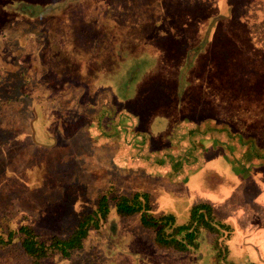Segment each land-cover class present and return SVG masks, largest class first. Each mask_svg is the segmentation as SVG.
Instances as JSON below:
<instances>
[{"label": "rangeland", "instance_id": "1", "mask_svg": "<svg viewBox=\"0 0 264 264\" xmlns=\"http://www.w3.org/2000/svg\"><path fill=\"white\" fill-rule=\"evenodd\" d=\"M42 2L43 7L24 11V0H0V264H264V25L254 26L253 45L262 43L254 56L231 43L234 26L237 38L251 44L248 35L254 33L246 32L247 25L221 29L231 44L221 41L216 71L205 61L192 65L197 56L210 55L197 43L193 47L194 37L186 40L174 28L159 37L177 46L169 53L176 61L167 64L172 75L159 79L169 94L154 95L157 119L165 107L177 109L166 123L165 118L158 126L147 121L155 114L152 97L151 104L146 97L133 102L117 89L135 84L139 70L155 74L146 57L139 64L117 60L110 74L93 69L92 60L60 59L65 67L56 79L70 83L54 89L49 82L36 114L26 110L22 95L20 74L30 60L24 46L42 44L39 62L51 68L43 61L58 52H48L55 48L49 33L65 7L59 0ZM32 9L41 16L26 22ZM231 49L236 60L222 55ZM122 53L131 58L132 46ZM223 59L228 65H221ZM183 96L196 110L186 112ZM126 107L139 110L141 131L133 128L140 121L126 114ZM200 206L209 208L215 228L196 224L179 247H160L154 231L142 225L143 218L171 216L174 226H182ZM130 207L133 212L121 214ZM22 226L46 244L79 229L85 234L77 247L65 249L67 256L48 248L45 257L34 260L21 247Z\"/></svg>", "mask_w": 264, "mask_h": 264}, {"label": "trees", "instance_id": "2", "mask_svg": "<svg viewBox=\"0 0 264 264\" xmlns=\"http://www.w3.org/2000/svg\"><path fill=\"white\" fill-rule=\"evenodd\" d=\"M38 1L24 0V11L30 6L43 7L44 2L38 3ZM72 1L59 0V2H64L65 7L56 15L60 20L56 22L57 27H55L54 32L49 33L50 40L54 42L52 46L55 48L49 51L46 50L48 52H53V50L58 52V57L51 54L50 57L52 58L48 62L43 61V65L52 63L51 68L42 66L39 62V56L45 50L41 49L42 44L37 41L38 46L36 44L31 48L24 46L25 54L30 57L27 64H24V76L20 74L21 79L24 80L22 95L27 102V111H34L36 114L41 112L42 109L39 103H42L46 98L44 87L49 82L54 89L64 88L70 83L68 80L65 85H61L56 79L59 74L58 71L61 72L65 67L60 59L65 60V63H83L86 60H92L93 69L98 72L106 71L110 74L109 68L115 66V61L119 60L118 56L122 53V49L119 48V41L113 37L112 40L110 36H102V33H115L118 32L119 28L123 37H130L125 43L132 46L133 54L134 45L137 46L140 42L146 41L152 45L158 44L160 47H163L164 44L173 45V43H170L173 40L159 39L163 34H168L173 28L177 29V32L188 36L189 40L193 37H201L198 41L193 39V42L198 43L199 48L204 47L206 48L205 51L210 52L209 56L200 57H202V62L205 61L204 64L213 66L214 71H216L215 62L220 59L221 55L219 51L223 46L221 41L226 47L231 43L234 46H246L247 54L251 56H254V53L261 52L262 43L258 46L253 45L256 42L254 39L255 31L258 29L254 26L264 25V0H76L75 4H72ZM142 12L147 15L142 16ZM39 16H41V13L35 16L32 9L31 15H27L25 21L36 22ZM201 21H204V23L198 24ZM229 21H236V23H229ZM187 24H190V27ZM241 24L242 26L247 25L245 26L246 32L251 31L254 33L248 35L251 44L239 40L237 38L239 33L234 32V26H231ZM218 25H227V27L224 26L225 28H223ZM230 26L235 38L232 36V42L228 43V40L222 37L224 35L221 34L220 30L227 31ZM125 29L127 32H125ZM213 34L218 39L217 43L220 45L218 49H216L217 47L212 48L214 42L211 37H213ZM225 36H227L226 33ZM241 36L243 37L244 34ZM26 41L28 42L26 45L30 46L31 39L28 38ZM194 48H192V51H195ZM249 49L251 50L249 51ZM103 51H107V54L102 55L100 52ZM162 53H166V51H162ZM233 54V49L230 51L225 50L222 53L223 56L227 55L229 59L236 60V58L230 57ZM70 55H74L78 60L70 59ZM137 55L139 57L133 62L135 64L141 63L142 60L140 59L148 58L149 54L148 52L137 51L135 56ZM253 60H258V58L254 57ZM130 62L132 63L131 58L125 61V63ZM171 63H173V60H171ZM57 65H60V67ZM221 65H228V61L223 59ZM36 66L37 68H35ZM141 74L139 73V75ZM88 94V96H91L93 93L88 92ZM128 201V199L122 198L120 202L127 203ZM133 211L134 208L130 207L122 211L121 214H128ZM199 223L206 226L208 230L215 228L211 212L207 206H200V209L193 208L190 221L182 226H174V220L171 216H162L156 220L142 219V225L154 231L156 243L163 248H172L175 243H177L176 247H179L181 240L185 241L193 236V227H196V224ZM17 233L22 235V249L34 260L45 257L48 248H56L61 251L64 257L67 256V248L77 247L80 238L85 234L82 229H79L65 240L52 237L46 244L44 241L39 240L38 236L27 227H20ZM9 238L8 242L11 240V234Z\"/></svg>", "mask_w": 264, "mask_h": 264}, {"label": "crops", "instance_id": "3", "mask_svg": "<svg viewBox=\"0 0 264 264\" xmlns=\"http://www.w3.org/2000/svg\"><path fill=\"white\" fill-rule=\"evenodd\" d=\"M202 23H204V21H201L198 24H202ZM229 23H236V21H229ZM119 30H120V28H119ZM119 30H118V32H115V33L114 32L113 33L112 32L102 33V36H110L112 40L114 38L115 40L119 41V43H120L119 48H121L122 49L121 52H123V51H125V45H127V43H125V42H127L126 40H129L130 37L124 36L125 37L124 38ZM200 38L201 37H196L194 39H196L198 41V40H200ZM211 39L215 43V44L214 43L212 44V48L217 47L216 49H218L220 45H219V43H217L218 39H216L215 34H213V37H211ZM186 40H189V39H186ZM215 40H216V42H215ZM192 44H194L193 45V47H194L195 43L192 42ZM134 47H135L134 54L131 57V59L132 60L138 59L139 56L138 55L135 56L137 54V51L148 52V54H149L148 58L153 63L150 66L154 69L155 78L153 79L154 75L151 73L150 69H148L149 74L147 75L146 74V68H145V69L140 71V73H142V74L139 75V78L135 84H131L130 86L128 85L127 88L123 85H120L119 88H117V87L116 88L118 89L119 92L125 93L126 95L132 97V99L134 100L133 102H138L140 100V98L146 97L151 104V97H152L154 99V104H155V114L149 113L147 115V121L150 123H153V125H155V126H158L157 120H162L165 118V123H166L167 116L172 115V117H173V115H175V112H177V109H173V108H171L170 111L168 112L167 108L165 107L164 113H161V114H164L163 116H165V117L159 116L161 118L157 119L156 118L157 117L156 116L157 115L156 110L158 109V106H157V100L154 96V95L159 94V93L162 95H165V96H167V94H169L167 86H165L161 81L164 80L165 78H167L168 75H172V70L174 68L168 67L167 64L169 63L170 65H172L176 61V60H173V63H171L172 55H169V53L177 52V49H176L177 46L174 44L173 45L164 44L163 47H160V46H158V44L152 45V44L147 43L145 41V42H140L139 45H137V46L134 45ZM188 48H189V46H188ZM162 51H166V53H162ZM179 53H180L181 64H183L185 62V59H184L185 49L183 48V46H181ZM176 55H177V53H176ZM118 57H119V60H121V61L127 60L128 58H130L129 56H125L123 53H120V55ZM195 61L197 63H195V64L192 63V65H199L200 63H202V57L197 56ZM180 67H181V65H180ZM117 75L119 78V72H117ZM159 79L161 81H159ZM126 84H127V81L124 82V85H126ZM162 84L164 85V87ZM158 86L161 89V90L159 89V91L157 89ZM151 90L154 94L151 92ZM113 97H114V100H117L116 96L113 95ZM182 101L184 104H186L185 106H187L186 112L196 110V107L191 105V103H190V105L187 104L184 96L182 97ZM166 103H167V101L163 100V106H165ZM138 104L140 106L142 104V102L138 103ZM141 107H143V106H141ZM125 112H126V114H129L130 116H132L134 119H138L140 121V124L138 125V127L133 126V128H135V130L137 132L141 131L142 130L141 129V126H142L141 122H142L143 118H142V115L140 114L139 110H130V109H128V107H126ZM116 114H117V112H116ZM142 133L146 134V133H148V130L146 131V129H144L142 131Z\"/></svg>", "mask_w": 264, "mask_h": 264}]
</instances>
